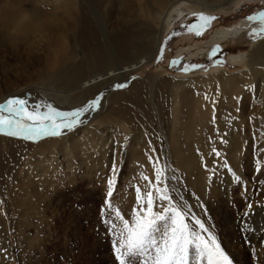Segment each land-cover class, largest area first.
I'll return each mask as SVG.
<instances>
[{
  "label": "rangeland",
  "instance_id": "374dc122",
  "mask_svg": "<svg viewBox=\"0 0 264 264\" xmlns=\"http://www.w3.org/2000/svg\"><path fill=\"white\" fill-rule=\"evenodd\" d=\"M54 1L61 0H0V87L10 84L9 87H14L15 83L22 82L32 72L33 65L38 66L42 57H46L53 38H68V9L62 2L57 5ZM111 1L120 11V5L126 6L124 11L138 23L136 29L156 5L155 0ZM236 1L232 9L192 13L186 20L173 24L165 32L153 61L117 80L114 88L121 92L136 82L145 85L143 101L138 105V99L130 104L131 119L137 125L131 127L141 138H137L139 151L133 154L129 151L133 130L126 127L120 145H127L118 152L121 164L115 166V175L113 164L101 163L95 168L80 165L73 171L44 170L36 177L12 175L11 188H5L8 181H2L0 206L4 216H0V264H264V239L253 244L243 240L246 235L247 241L264 236V146L257 149L264 133L261 130L256 139L250 127L254 109L250 105L245 112L237 108L244 119L240 128L246 125L236 135L245 136L251 143L248 160L242 161L239 173L226 162V166L216 168L219 163L215 148L211 150L216 157L212 164L200 154L198 161H206L199 162L201 168L193 165L186 168L183 159H175L172 122H168L172 95L169 87H165L168 79L188 75L197 78L215 68L235 75L244 66L230 59L231 56L248 52L252 45L264 39V0ZM111 17L116 18L114 14ZM96 27V33L100 31L98 38H106L108 29ZM233 27L244 28L235 38L213 46L206 58L187 54L190 50L193 54L199 52L198 47L216 31ZM192 88L193 84H189L187 89ZM221 89L192 93L194 98L210 101L217 95L213 98L214 104L211 102L219 109L228 102V94H223L225 90ZM103 96L88 101L83 110L60 116L58 129L77 124L86 110L93 108L97 112L101 106L97 107L98 101ZM186 101L190 106L193 104L192 97H186ZM105 110L100 119L109 121L112 115H105L110 108ZM47 120L40 117L36 121ZM260 123H255L253 129L261 127ZM228 129L229 126L225 133ZM112 132L111 127L106 131L110 139L115 138ZM34 140L38 139L33 137ZM133 155L139 158L135 160ZM139 160L145 162L137 165ZM38 171L35 169L36 175ZM234 175L239 176L233 180ZM84 176L90 180L83 179ZM37 180L41 181L38 191L45 189L47 194L34 203L24 201L22 189H32ZM23 182L27 183L24 187Z\"/></svg>",
  "mask_w": 264,
  "mask_h": 264
},
{
  "label": "bare ground",
  "instance_id": "6f19581e",
  "mask_svg": "<svg viewBox=\"0 0 264 264\" xmlns=\"http://www.w3.org/2000/svg\"><path fill=\"white\" fill-rule=\"evenodd\" d=\"M235 1L155 0L156 5L147 12V17H145L147 18L146 23H139L137 29L135 26H138V23L135 24L130 14L124 11L125 5L119 4L121 6L120 11L116 9L118 7H114V2L111 0L59 1L68 9L70 22L68 38H53L46 57H42L43 60L38 66L33 65L32 72L29 71L30 74L25 79L22 80L21 78L22 82L15 83L14 87H9L11 84L8 87H2V85L0 87V190L4 189V181H8V184L5 183V188L13 187L9 183V179L14 180L12 175L30 177L34 174L36 177L44 170L49 171L54 168L73 171V168H80V165L95 168L99 164L105 163L109 166L113 164L111 168H114L113 173L115 175V166L121 162L118 161L120 158L118 152L127 145L124 144L122 147L120 145L122 132H125L126 127L131 130L132 127L137 126L136 124L134 126L131 119L130 111L132 108L130 104L138 99L136 104L140 103L145 85L143 82H136L131 84L127 91L121 92L114 88L117 85L115 84L117 80L132 72L139 71L151 63L160 50L165 32L173 24H179L182 20H186L192 13H210L232 9L237 4L233 3ZM37 3L40 4V2ZM146 5L144 7H147ZM117 10H119L118 13H116ZM112 14L116 18H112ZM97 25L105 26L108 29L106 38H98L100 31L98 34L96 33L95 27ZM142 25L144 27L141 28ZM133 27L136 32L132 30ZM242 28L244 27L220 29L211 36L210 40L198 47L199 52L194 51L193 54L190 50L187 54L203 57L216 44L235 38ZM230 59L244 66V69L235 75H228L215 68L197 78H190L189 75L174 77L168 79L169 82L165 84V87H169V92L172 94L169 95L171 97V108H169L171 116L168 118L171 121L168 122H172L174 156L177 160L183 159L182 162L186 168L192 165L196 169L201 168L199 164L203 159L207 160L208 164H212L216 161V154L219 163L216 168L220 169L226 162V165L228 164L233 171L240 172L242 161L248 160L247 156L250 153L251 143H248L245 136L236 135L246 125L240 128L244 119L243 115L237 112L239 107L241 112H245L247 105H250L251 110L254 109V118L250 127L255 132L256 139L261 130L264 133V39L252 45L248 52L231 56ZM189 84H193L192 89H187ZM240 85H243V89L240 88ZM215 88L216 90L222 88L225 90L223 94L224 92L228 94V97L226 96L228 102H222L226 105L221 108L219 106V109L217 107L215 109L213 105V98L217 96L216 94L214 97L211 95L213 97H211L212 104L206 97H204L205 100L197 97V95V98H194V93H192V91L203 93ZM168 89L166 88V90ZM217 91L215 92L217 93ZM101 95L104 96L99 98L97 107L101 106L98 107L97 112L93 111V108L89 111L86 110L83 118L81 116V120L77 121V124L58 129L60 116L85 109L84 106L88 101ZM186 97H192L193 106H190L189 102L186 101ZM161 103L163 104V101ZM105 108H110L105 115H112L109 121H105V118L100 119L107 110ZM40 117H44L45 120L48 118V120L44 123L36 121ZM30 118L39 123L34 125L35 122ZM187 119L191 121L188 122ZM258 121L261 122V127L257 128L256 126L253 129ZM227 126L229 129L225 133ZM110 127L113 131L112 136L115 138L111 137L110 139V136L106 134ZM33 130L35 131L32 132ZM128 133L130 132L128 131ZM131 134L129 151L133 154L135 151H139L137 150L139 147L137 138L140 136L135 130ZM48 136L50 138L47 139ZM33 137L38 140L33 141ZM116 138L118 139L116 140ZM259 139V148L257 149L260 150L264 146V138ZM214 148L217 150L215 154L211 152ZM217 152L220 153L219 156ZM200 154H203L204 158L201 155L203 159L198 161ZM261 155L263 156V154ZM133 156L135 160L139 158V155ZM138 162H136L137 165H140L145 160L143 163H141L142 160ZM35 169L39 170V174L36 175ZM238 176L234 175L232 179H237ZM83 179L90 180L86 176ZM83 179L80 182H83ZM40 182L37 180L36 186L32 189H22L24 201H33L34 203L40 199L38 197L47 194L45 189H42L41 193L38 191V188L41 187ZM25 183L23 182L22 187L27 184ZM231 183L232 181L229 182V185ZM80 186L82 185L80 184ZM48 197L50 199L51 194ZM24 203L27 204V202ZM0 216H4L1 206ZM246 236L243 237V240L247 243L252 242V244L264 239V236L261 235L259 239L252 237L253 239L247 241Z\"/></svg>",
  "mask_w": 264,
  "mask_h": 264
}]
</instances>
